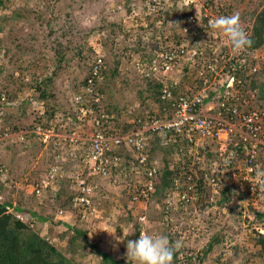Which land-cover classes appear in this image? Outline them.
<instances>
[{"label": "rangeland", "instance_id": "374dc122", "mask_svg": "<svg viewBox=\"0 0 264 264\" xmlns=\"http://www.w3.org/2000/svg\"><path fill=\"white\" fill-rule=\"evenodd\" d=\"M157 1L155 12L147 7L152 0H10L0 7V94L6 93L7 100L0 103V130L9 129L12 124L19 126L7 138L0 136V160L7 164L14 183L7 190L8 196L46 217L42 222L37 219L32 228H39L40 236L58 247L63 248L74 234L60 224L57 216L58 209L72 205L74 188L67 168L73 162L64 156L63 177L59 184L53 183L54 188H47L42 199L31 195L28 184L35 177L46 176L49 166L58 160H54L56 135L41 131L55 126L57 133H63L76 126L81 130L82 126L79 121L71 124L62 120L60 110L53 111L51 118L44 113L59 109L58 106L64 109L69 95L87 76L94 56L103 55L105 65L99 87L108 110L117 108L126 123L131 118H146L151 111L147 96L152 88L134 70V59L160 43L199 38L201 28H192L189 34L181 31L180 24L187 15L201 19L203 26L207 22L204 14L239 13L241 26L250 34L255 16L264 11V0H192L191 4L185 0L193 5L192 9L184 0ZM218 32L222 43L229 42L222 38V31ZM256 52L260 56L259 73L251 84L256 83L264 91V42ZM114 69L117 73L112 74ZM177 74L176 82L181 79L190 85V77L196 73L185 65ZM248 81L247 78L245 83ZM46 82L51 96L42 97L40 90L46 89ZM260 105H264V98ZM4 114L7 124L2 120ZM55 114L59 115V122ZM43 124L49 127L43 128ZM35 127L37 133L30 134ZM124 127L129 129L131 124ZM21 132H26L27 137L21 139ZM56 138L57 141L59 136ZM62 146L59 151L63 154ZM121 152L125 158L131 155L127 149ZM149 155L161 170L166 165L177 166L180 159L177 148L163 145L158 136L151 137ZM123 166L112 172L110 182H102L105 187L97 181L94 201L99 213L77 218L73 224L87 232L86 240L74 238L72 251H66L75 264H135L126 255V245L128 240L138 239L142 230L163 233L173 242L181 241L182 247L176 250L180 264H264V241H260V236L264 237V219L255 215L264 207L246 200L239 182L222 193L221 183L214 187L201 181L202 192L196 202L187 206L165 203L159 193L147 201L132 202L138 182L135 179L133 185ZM260 171L264 174V158ZM36 206H42L40 211ZM90 243L114 262H102Z\"/></svg>", "mask_w": 264, "mask_h": 264}, {"label": "built area", "instance_id": "2783aa9c", "mask_svg": "<svg viewBox=\"0 0 264 264\" xmlns=\"http://www.w3.org/2000/svg\"><path fill=\"white\" fill-rule=\"evenodd\" d=\"M2 1L3 4L7 2ZM187 1L192 3V0ZM158 6V1L152 0L147 7L155 12ZM220 12L213 16L204 14L207 22L203 26L201 19L187 15L180 24L181 31L189 34L192 28H201L199 38L192 42L160 43L151 52L134 59L132 65L140 78L148 85L157 86L159 104L147 100L151 111L146 118L129 119L127 124L131 127L126 132L114 123L119 113L108 110L104 94L99 91L104 60L99 55L94 56L86 76L87 86L74 98V110L82 129L76 126L57 133L53 126L41 131L45 135L59 136L57 141L56 136L53 137L54 160H58L49 166L46 176L35 177L28 184L31 195L42 199L47 188H54L53 183L59 184L66 169L64 156H67L73 162L67 169L74 188L71 203L76 216L93 215V186L89 179L94 176L109 178L114 168L123 164L133 185L135 179L138 182L131 201H147L161 171L149 155L151 137L158 136L163 145L177 148L178 165L169 169L177 168L183 185L187 186V189L181 187L180 178H174L175 186L180 189L173 191L167 203L187 206L196 202L199 192L193 187L197 183L202 186L201 181L214 187L221 183L223 188L237 181L246 200L264 207V188L258 184L264 158V105H260L258 87L251 84L252 73L259 69L257 59L260 61V56L256 55V49L234 51L229 42L222 43L218 30L209 27L210 20L223 15ZM222 38L228 40L225 34ZM253 59L255 64L245 65ZM185 65L196 73L190 77V85L181 79L176 82L177 73ZM58 116L55 114L54 118L59 122ZM61 126L63 124H59ZM32 133H37L36 127ZM26 135L21 132L19 137L23 139ZM61 145L65 146H62L63 154L59 151ZM122 149L131 152L130 158L123 156ZM13 186L7 164L0 160V204H4L6 213L32 226L36 218L31 210L8 196L7 190ZM67 215L66 209H58L59 219H66Z\"/></svg>", "mask_w": 264, "mask_h": 264}, {"label": "trees", "instance_id": "16d2710c", "mask_svg": "<svg viewBox=\"0 0 264 264\" xmlns=\"http://www.w3.org/2000/svg\"><path fill=\"white\" fill-rule=\"evenodd\" d=\"M189 9H192L193 5L187 6ZM200 30V29H199ZM252 44L250 47H247L248 49H255L259 48L263 42H264V11L259 12L253 21V25L251 28V33L249 34ZM253 65V61L246 62L245 65L249 67V65ZM102 72H104L102 70ZM113 73H117V70L114 69L112 71ZM259 71L252 73V78L256 77L258 75ZM48 81V80H47ZM255 81V80H254ZM94 84H96L94 82ZM46 89L40 90V95L42 97L45 96H51L49 95L50 91L48 89L49 85L45 84ZM5 86V85H4ZM87 86V78L85 77L83 80L80 81V84L77 85V88L72 91V93L69 95V104L68 102L65 105V108L62 109V106H58V108L50 110V112L46 111L44 114L49 115L50 118L52 117L53 111L60 110L62 115V120H67L68 122H71V124L75 121H77V112L74 110V98L75 96L80 92V88H83ZM149 87L152 89L149 91L150 93L148 97V100L153 101L155 103L159 104L158 99V89L157 86H152L151 83H149ZM99 91H102L99 89ZM7 92V91H6ZM11 95V94H10ZM260 97L264 98V91L262 88H260ZM84 98V97H83ZM23 102V101H22ZM24 103V102H23ZM22 103V104H23ZM84 105H86L84 103ZM62 109V110H61ZM4 124L9 123L7 119L5 118V114L3 115ZM116 120L114 123L119 126V128L122 129V132L126 131L127 128L124 127L127 125L125 120L121 119L120 116H116ZM49 123V122H48ZM34 127V126H33ZM31 127V128H33ZM43 128L49 127V124H43ZM19 130V126L16 124H12L11 127L4 128L3 130H0V136H3L10 131L17 132ZM27 137V136H26ZM174 178H180L182 185L183 180L181 173H179V170L177 168L169 169L166 165L161 171L160 175L158 177V181L155 182V189L152 193V196L156 193H159L160 195H163L165 198V203L167 202L168 197L173 196V191L177 188L174 184ZM185 189H187V186L184 184L183 186ZM196 189L197 192H202V186L200 183H197L196 186L193 187ZM228 187H224L221 189L222 193L229 192ZM68 209H73L72 205L70 204L68 206ZM75 210V209H74ZM31 213L33 216L39 220H44L46 217L43 215H39L37 212L31 210ZM259 219H264V210L263 211H257L255 214ZM80 217V216H79ZM63 225H65L63 223ZM68 228L72 229V232L74 233L73 236H71L68 240L65 246L58 247L55 244L49 242L47 239H45L43 236H40L39 234V228H32L29 224L23 223L20 220L16 219L13 215L10 213L5 212L4 204H0V264H75V262L66 255V251H72L71 247H74V242L76 238L81 237L82 239H87V232L86 230L78 227L68 226ZM140 233V232H139ZM260 239V241H264V237ZM75 238V239H74ZM90 247L95 250L103 259L102 262L104 263H111L114 262V260L108 259L105 253L100 251L97 247V245L90 243ZM65 247V248H64ZM172 264H180L178 260V252L175 251V254L173 256Z\"/></svg>", "mask_w": 264, "mask_h": 264}, {"label": "clouds", "instance_id": "9594fccd", "mask_svg": "<svg viewBox=\"0 0 264 264\" xmlns=\"http://www.w3.org/2000/svg\"><path fill=\"white\" fill-rule=\"evenodd\" d=\"M9 2H10V0H7L6 4ZM6 4H3V1L0 0L1 6L6 5ZM185 18L186 17H184V19ZM209 27L212 29L222 31L225 34V36L227 37L230 44L232 45V48L234 51L244 50L247 47H250L252 44V40H251L249 34L241 26L239 13H234L231 15H221V16L215 17L214 19L209 21ZM255 49H257V48H255ZM252 50H254V49H252ZM99 56H101V55H99ZM101 57L103 58L104 56L102 55ZM104 65H105V61H104ZM88 70H89V68H88ZM255 78H252V80H255ZM252 80H251V83H252ZM252 85L258 87L259 94H260L259 85H257L256 83L252 84ZM5 96H6V93L4 94L1 92V94H0V99H1L0 103L1 104L6 103L5 101H7V100H6ZM259 98L262 99L260 96H259ZM112 108H115V107H111V109ZM115 110L118 111L117 108L113 109V111H115ZM136 118H138V117H136ZM121 119L123 120L124 117H122ZM126 131H124V132H126ZM7 134L3 135L2 137L6 138ZM69 149H71V147H69ZM127 157H129V156H127ZM116 169L117 168L115 167L112 172L116 171ZM111 176H112V173H111L110 177ZM109 178L94 176L91 179H89V181L91 182V184L93 186V192H92L91 198H92L94 208H95V201H94V194L93 193L96 190V187H98L96 185V183H97V181H99V182L101 181L105 184V182L107 180H109ZM109 182H110V180H109ZM111 184L114 185L115 182H113ZM258 184L261 188H264V174H261L258 177ZM99 185H100V183H99ZM167 207H168V205H167ZM67 210L70 211L69 213L71 215L67 216V218L64 220H61V219H59V220H61L60 224L62 226L68 228V226H73L76 219L80 218L79 217L80 215L76 216V214L74 213V211L76 209L75 210L74 209L69 210L67 208ZM94 210H93V214H94ZM80 219H85V218H80ZM63 223L65 225H63ZM117 239H119V238H117ZM126 247H127L126 255L131 257L132 260L135 261V264H172L175 251L182 247V242L179 240L173 242V241H170L169 237L163 233H151L150 231L146 230L145 232H143L142 234L139 235L138 239L128 240Z\"/></svg>", "mask_w": 264, "mask_h": 264}, {"label": "crops", "instance_id": "0c3cea01", "mask_svg": "<svg viewBox=\"0 0 264 264\" xmlns=\"http://www.w3.org/2000/svg\"><path fill=\"white\" fill-rule=\"evenodd\" d=\"M100 184H101L102 186H104V187H105V185H104V184H102V182H101V181H100ZM98 187H99V186H98ZM98 187H97V188H98ZM93 194H94V199H95V198H96V196L98 195V192H96V190H95ZM14 195H15V194H14ZM11 200H12V199H11ZM41 207H42V206H41ZM41 207H40V208H41ZM40 208H39V206H36V209H37L38 211H40ZM94 209H95V210H94V212L98 214V213H99V211L97 210V208L95 207ZM66 210H67V209H66ZM67 211H68V210H67ZM69 212H70V211H68V215H67V216H70V215H71ZM71 220H72V219H71ZM40 221L42 222L43 220H40Z\"/></svg>", "mask_w": 264, "mask_h": 264}]
</instances>
